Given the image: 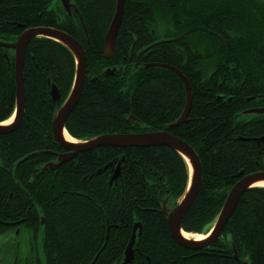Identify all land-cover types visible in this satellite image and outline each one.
<instances>
[{
    "label": "trees",
    "instance_id": "16d2710c",
    "mask_svg": "<svg viewBox=\"0 0 264 264\" xmlns=\"http://www.w3.org/2000/svg\"><path fill=\"white\" fill-rule=\"evenodd\" d=\"M57 1L0 0V39L12 42L23 30L44 26L84 47L82 93L65 122L72 138L164 129L182 113L185 90L171 70L152 64L177 67L187 78L192 92L187 121L169 133L199 157L201 183L182 229L203 232L238 172L264 171V141H256L264 136V115L241 114L264 105V0H124L110 59L103 55V41L115 0H74L86 33ZM158 23L164 33L156 35ZM13 64L12 51L0 46V122L14 110ZM106 69L115 72L105 75ZM23 73V119L0 134V249L5 247L0 260L121 264L133 224L140 221L130 264H242L247 257L250 264H264V187L240 196L216 242L192 250L175 243L160 211L159 196L168 186L171 194L179 193L187 177L183 159L172 149L101 147L42 169L56 162L54 152H65L51 133L58 107L50 88L60 90L62 103L74 59L51 39L36 38L26 47ZM122 156L120 175L109 185V166ZM158 180L159 190L152 184ZM32 232L35 244L41 237L42 263L36 245L28 242L22 251L28 255L14 258L15 241Z\"/></svg>",
    "mask_w": 264,
    "mask_h": 264
},
{
    "label": "water",
    "instance_id": "95a60500",
    "mask_svg": "<svg viewBox=\"0 0 264 264\" xmlns=\"http://www.w3.org/2000/svg\"><path fill=\"white\" fill-rule=\"evenodd\" d=\"M60 7L67 15L72 13L76 16L78 24L82 31L86 33L85 26L82 22L81 16L76 8L74 0H58ZM116 10L113 20L108 28V31L104 40V57L110 58L113 54L116 32L118 25L121 20L123 3L124 0H115ZM47 37L52 41L66 47L75 59V77L71 86V89L64 100L61 103L60 90L54 85L51 89L52 100L56 103L58 107L55 111L51 124V132L54 141L61 147L70 150V153L57 154L56 157L59 162H63L71 156L78 152L93 150L97 147H118V148H129V147H149V146H166L176 152L184 161L187 168V181L188 184L186 189L181 196L180 200L177 202L170 203L169 197L166 196L164 200L161 199L160 211L164 217L166 227L170 233V236L175 241L176 244L187 248V249H201L206 247L219 239L224 230V226L227 223L230 215L232 214L240 196L249 188L252 187H262L256 185L259 182H264V171H256L249 174H243L242 171L238 172V180H236L227 191L223 203L215 217L210 229L205 233V236L201 239H194L190 237H185L182 229V220L188 209L193 204L196 195L199 190V186L202 178V167L200 164L199 157L194 149L185 141L179 137L169 133V129L177 127L187 121V115L190 110L192 103V92L188 81L184 77L183 73L177 68L167 65L154 64L156 66H162L168 68L174 73L181 82L184 84L185 88V103L181 115L178 119L167 126L164 129L158 130H147L141 132H129L125 134H99L93 136L87 140H77L68 141L64 137L65 132V122L68 115L76 106L83 88V82L85 77V57L82 46L75 40V38L62 30H55L52 28L39 26L30 27L23 30L16 40L3 41L0 39V46L13 50V70H14V80H15V98H14V111L15 115L13 120L9 124L0 123V134H8L13 129L19 126L22 116L24 114V101H25V88H24V73H23V63L24 55L27 44L34 38ZM182 56L181 52H179ZM115 72L114 69H108L105 75H111ZM242 115H250L251 117H258L264 115V106L254 107L252 109L245 110L241 112ZM129 120H134L135 118L130 115ZM141 129H144L142 126ZM264 141V136L256 139V141ZM125 157L115 159L111 162L110 166L112 168L110 173L109 183H114L115 180L120 175L121 165L124 163ZM59 163L55 164L53 161L48 162L43 166L44 170L55 169ZM15 166V164H14ZM106 169V168H105ZM104 170V169H103ZM39 225L42 229L45 225V219L40 216ZM44 227L41 231L43 232ZM141 230V222L135 221L132 227V232L129 237V241L124 249L123 259L121 264H130L133 258L134 250L133 245L135 243L136 237L139 235ZM40 229H39V235ZM233 256L235 259L238 258V254L235 249H233ZM248 258V257H247ZM242 261V264H250L248 259Z\"/></svg>",
    "mask_w": 264,
    "mask_h": 264
},
{
    "label": "rangeland",
    "instance_id": "374dc122",
    "mask_svg": "<svg viewBox=\"0 0 264 264\" xmlns=\"http://www.w3.org/2000/svg\"><path fill=\"white\" fill-rule=\"evenodd\" d=\"M156 31H157V34L156 35H159V33H161V32L164 33V27L160 26V24L158 23L157 30ZM249 116L250 115H245L244 117L247 118ZM187 175H188V173H187ZM187 179H188V177H186L185 180H184V182L181 184V186H179L181 188L180 191H177L179 193H177V194H171L172 192H169L168 191L169 190V186H168V189L166 188L167 189V193L163 197H160L159 196V199L161 198L162 201H163L164 198L166 196H168L170 203H174L175 204L177 202V200H180L181 196L183 195V193H184V191L186 189V186H187V184L189 182V181H187ZM157 182H158V185H157ZM160 182L161 181L158 180V181H154L152 184H154L153 186L156 187L159 190L160 187H163V186H160L161 185ZM212 223L213 222H211L207 226L206 230H204L203 232L199 233V234H202V237L205 236V233L210 229ZM193 234H195L194 236L196 237L197 234L196 233H193ZM27 236H28V234H27ZM4 237H6V236H4ZM195 237H190V238L198 239V237L197 238H195ZM0 238H1V236H0ZM24 239H27L26 235H22L20 238H18V240L15 241L16 242V246H15V251H14V258H16V257L19 256L20 257V259H19L20 261H21V258H23V257H25V256L28 255L27 253H24V254L22 253V251H26L27 252V250H28L27 243L25 244V246H23V249L22 250L20 249V242L24 241ZM39 243H41V237L40 236L36 239V247L38 248V251L36 250V253L39 255L40 261L42 263L43 262V259H44L43 258V255H42V244H39ZM4 248H1L0 251L3 252ZM12 251H13V249H12ZM8 255H9V257H11L12 256L11 255V252L8 253ZM0 264H8V263L6 261H4V260H0ZM32 264H34V263L32 262Z\"/></svg>",
    "mask_w": 264,
    "mask_h": 264
},
{
    "label": "bare ground",
    "instance_id": "6f19581e",
    "mask_svg": "<svg viewBox=\"0 0 264 264\" xmlns=\"http://www.w3.org/2000/svg\"><path fill=\"white\" fill-rule=\"evenodd\" d=\"M115 10H116V5H115ZM115 10H114V14H115ZM122 13H123V10H122ZM114 14H113V17H114ZM69 16V15H68ZM113 17H112V19H111V21H110V23H109V26H108V28L110 27V24H111V22H112V20H113ZM122 17V16H121ZM121 21V20H120ZM120 24V23H119ZM119 26V25H118ZM48 28H52V27H48ZM108 28H107V31H108ZM52 29H55V30H59V29H56V28H52ZM118 29V28H117ZM107 31H106V33H107ZM19 36V35H18ZM105 36H106V34H105ZM105 36H104V40H105ZM39 38H46V39H50V38H47V37H39ZM34 39H36V38H34ZM16 40V39H15ZM33 40V39H32ZM76 40V39H75ZM77 41V40H76ZM78 42V41H77ZM79 43V42H78ZM88 42H87V39H86V44H87ZM80 45H81V43H79ZM28 45V44H27ZM82 46V45H81ZM27 47V46H26ZM5 48V47H4ZM66 48V47H65ZM82 48H83V51H84V57H85V50H84V47L82 46ZM8 49V48H7ZM67 49V48H66ZM9 50H11V49H9ZM68 50V49H67ZM12 51V53L14 52L13 50H11ZM69 51V50H68ZM114 51V50H113ZM70 52V51H69ZM71 53V52H70ZM72 55V54H71ZM103 55H104V41H103ZM72 57H73V55H72ZM112 57V56H111ZM110 57V58H111ZM110 58H106V59H110ZM73 59H74V57H73ZM13 63H14V58H13ZM152 65H154V64H152ZM161 65H166V64H161ZM150 66V65H149ZM154 66H156V65H154ZM167 66H170V65H167ZM162 67V66H161ZM173 67V66H172ZM165 68V67H164ZM75 69H76V67H75V59H74V73H73V79H72V83H73V80H74V77H75ZM168 69V68H167ZM108 69H106L105 71H104V73L107 71ZM170 70V69H169ZM13 75H14V70H13ZM85 76H86V66H85ZM185 77V76H184ZM186 78V77H185ZM84 79H85V77H84ZM186 80H187V78H186ZM188 81V80H187ZM72 83H71V86H72ZM84 83V82H83ZM183 83V82H182ZM14 84H15V80H14ZM188 84H189V82H188ZM52 86H53V84L51 85V88H50V96H51V89H52ZM71 86H70V89H71ZM183 86H184V84H183ZM189 87H190V85H189ZM70 89H69V91H70ZM184 90H185V88H184ZM69 91H68V93H69ZM68 95V94H67ZM15 97V96H14ZM67 97V96H66ZM66 97H65V99H66ZM51 98H52V96H51ZM64 99V100H65ZM64 100H63V102H64ZM62 102V103H63ZM252 109V108H251ZM14 115H15V111L13 110V113L11 114V116L8 118V119H6L5 121H3V123L2 122H0V123H2V124H9L12 120H13V117H14ZM24 115V114H23ZM181 115V114H180ZM22 119H23V116H22ZM22 119H21V121H22ZM53 119V118H52ZM178 119V118H177ZM176 119V120H177ZM175 120V121H176ZM21 121H20V123H21ZM51 124H52V122H51ZM180 126V125H179ZM17 128V127H16ZM52 128V127H51ZM175 128V127H174ZM14 130V129H13ZM52 131V130H51ZM52 133V132H51ZM114 133H116V134H125V133H117V132H114ZM127 133H129V132H127ZM105 134H111V133H105ZM53 137V136H52ZM64 137H65V139L66 140H68V141H77L76 139H74V138H72L68 133H67V131H66V129H65V132H64ZM54 140V139H53ZM97 148H101V147H97ZM97 148H95V149H97ZM116 148H118V147H116ZM64 150H65V152H63L62 154H65V155H67V154H69L70 153V150H67V149H65V148H63ZM95 149H93V150H95ZM89 151H92V150H89ZM84 152V151H83ZM78 153H80V152H78ZM74 156V155H73ZM73 156H71L70 158H72ZM70 158H68V159H70ZM68 159H66V160H68ZM65 160V161H66ZM64 162V161H63ZM55 164H57V163H59V165L62 163V162H59V159L57 158L56 159V162H54ZM59 165H57L56 166V168L59 166ZM256 185H259V186H262V187H264V182H259V183H257ZM183 235L185 236V237H195L194 235L195 234H193V233H188V232H183ZM198 237V239H201V238H203L202 237V234H197L196 235V237L195 238H197Z\"/></svg>",
    "mask_w": 264,
    "mask_h": 264
},
{
    "label": "flooded vegetation",
    "instance_id": "af4514ba",
    "mask_svg": "<svg viewBox=\"0 0 264 264\" xmlns=\"http://www.w3.org/2000/svg\"><path fill=\"white\" fill-rule=\"evenodd\" d=\"M261 106H264V105H260V106H256V107H261ZM57 154H61V152H54L53 153V155H54V159L56 158V155ZM51 161H53V159L52 160H50V161H48V162H51ZM47 162V163H48ZM46 163V164H47ZM42 169H43V167H42ZM110 179V178H109ZM109 179H108V184L109 185H111V184H114L115 182H116V180H115V182L114 183H109ZM24 225H28V224H24ZM16 227H18V226H14L13 228H16ZM22 228V226H20L19 227V229H21ZM29 243V245L32 247V248H34V246L36 245L35 244V242H34V234H33V232H32V234L31 233H29L28 234V236H27V239H24V241H22V242H20V249L22 250L23 249V246H25V244L26 243ZM23 263H28V264H31V262L27 259V258H24V260H23Z\"/></svg>",
    "mask_w": 264,
    "mask_h": 264
}]
</instances>
